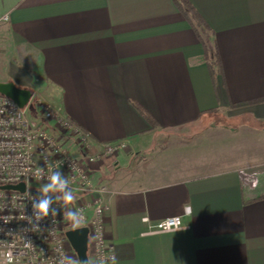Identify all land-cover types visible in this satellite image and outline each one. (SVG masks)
I'll return each instance as SVG.
<instances>
[{
  "label": "crops",
  "instance_id": "1",
  "mask_svg": "<svg viewBox=\"0 0 264 264\" xmlns=\"http://www.w3.org/2000/svg\"><path fill=\"white\" fill-rule=\"evenodd\" d=\"M188 2L211 31L213 77L201 28L173 0H0V81L41 93L97 143L125 142L90 164L111 191L105 238L118 264H264V0ZM218 112L219 142L245 161L176 160V132ZM239 169L257 184L243 186ZM169 216L183 226L145 233L142 217Z\"/></svg>",
  "mask_w": 264,
  "mask_h": 264
},
{
  "label": "built area",
  "instance_id": "2",
  "mask_svg": "<svg viewBox=\"0 0 264 264\" xmlns=\"http://www.w3.org/2000/svg\"><path fill=\"white\" fill-rule=\"evenodd\" d=\"M29 102L39 112V119L33 124L25 115L28 103L19 107L0 93V264H57L63 253L78 259L66 231L79 227L87 228L88 259L94 264L108 261L114 253L113 245L105 238V213L111 191L94 182L90 164L118 152L125 142L93 141L37 91L31 92ZM37 168L45 169L44 179L35 175ZM54 170L68 177L74 200L64 205L56 199L60 193H48L56 214L50 209L47 217L37 219L33 203L43 198L39 189ZM238 174L245 187H254L258 182L253 172L239 169ZM19 182L25 184L24 191L1 188ZM69 210L80 215L72 221L65 219L64 213ZM142 221L147 223L145 233L183 226L180 216L164 217L153 223L142 217Z\"/></svg>",
  "mask_w": 264,
  "mask_h": 264
},
{
  "label": "rangeland",
  "instance_id": "3",
  "mask_svg": "<svg viewBox=\"0 0 264 264\" xmlns=\"http://www.w3.org/2000/svg\"><path fill=\"white\" fill-rule=\"evenodd\" d=\"M3 48L4 46L0 43V80L5 76L3 70L5 53ZM25 115L31 124L38 121L39 112L34 108L33 102H28L26 105ZM224 119L223 113L218 112L208 116L207 122L211 124L209 127H203L201 122L194 126L182 127L180 132L175 131L176 133H179V135L181 133V136L178 135L176 136V139L174 138V144L178 142L176 145H184L182 151L181 149H173V156L175 159L182 160L184 164L188 163L189 165H195L202 168H219L224 167L227 163H239L245 161L244 156H238L236 158L230 155L229 142H219L218 139L227 138L228 132L226 131V135L224 133L225 127H215L213 125L218 124L219 122L221 123ZM193 130H198L200 133L197 132L196 134ZM228 156L231 157L229 158Z\"/></svg>",
  "mask_w": 264,
  "mask_h": 264
},
{
  "label": "clouds",
  "instance_id": "4",
  "mask_svg": "<svg viewBox=\"0 0 264 264\" xmlns=\"http://www.w3.org/2000/svg\"><path fill=\"white\" fill-rule=\"evenodd\" d=\"M35 175L40 179L45 178V169L37 168ZM48 182L43 184L39 192L42 194L43 198L39 200L38 203H33V209L36 214L37 219H43L49 215L50 209L52 214H56V209L52 208L53 200L47 195L48 193H60L56 197L57 200L63 201L64 205L74 200V194L69 185V179L64 175L62 171L54 170L50 175L47 176ZM80 215L79 213L69 210L64 213V218L72 221L73 217ZM29 222L30 219H29ZM63 253V250H60ZM57 264H94L93 261L88 259H76L67 256L65 253L61 254ZM100 264H118V259L115 253L109 256L108 261H101Z\"/></svg>",
  "mask_w": 264,
  "mask_h": 264
},
{
  "label": "trees",
  "instance_id": "5",
  "mask_svg": "<svg viewBox=\"0 0 264 264\" xmlns=\"http://www.w3.org/2000/svg\"><path fill=\"white\" fill-rule=\"evenodd\" d=\"M173 1L196 30L198 28H201V30L198 29V35H199V39L201 40L204 46L206 62L210 76L213 77L215 72L220 68V60L216 52L214 42L211 39V31L208 29V26L203 22L200 15L190 5L188 0H173ZM211 48H212V56L210 57L209 51ZM257 100L259 99H256L252 102H255ZM130 102L142 114L143 117H145L151 124H154L153 117L141 105H139L137 102L132 100ZM243 104L244 103L242 102L233 103L234 106H239ZM261 196H264V194H262Z\"/></svg>",
  "mask_w": 264,
  "mask_h": 264
},
{
  "label": "water",
  "instance_id": "6",
  "mask_svg": "<svg viewBox=\"0 0 264 264\" xmlns=\"http://www.w3.org/2000/svg\"><path fill=\"white\" fill-rule=\"evenodd\" d=\"M0 93L12 99L19 107H24L30 100L31 91L27 88L18 87L12 81H0ZM1 188L15 189L24 191L25 184L19 182L16 184H7ZM66 237L76 252L78 259H88L87 256V228L79 227L66 231ZM89 260V259H88Z\"/></svg>",
  "mask_w": 264,
  "mask_h": 264
}]
</instances>
